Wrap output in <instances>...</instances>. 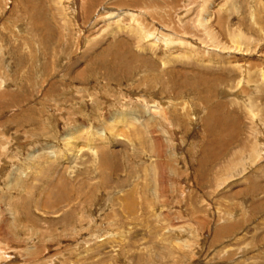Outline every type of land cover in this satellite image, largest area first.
Wrapping results in <instances>:
<instances>
[{"label": "rangeland", "instance_id": "1", "mask_svg": "<svg viewBox=\"0 0 264 264\" xmlns=\"http://www.w3.org/2000/svg\"><path fill=\"white\" fill-rule=\"evenodd\" d=\"M0 264H264V0H0Z\"/></svg>", "mask_w": 264, "mask_h": 264}, {"label": "bare ground", "instance_id": "2", "mask_svg": "<svg viewBox=\"0 0 264 264\" xmlns=\"http://www.w3.org/2000/svg\"><path fill=\"white\" fill-rule=\"evenodd\" d=\"M157 15V17L159 18V19H161L162 18V15H160V14H156ZM201 25H204V20H202V22L200 23ZM140 30H141V32L142 33H144V34H146V37H148V36H153V35H155V33H159V35H161L162 37H165V38H169V35L168 34H166V32H164V31H162V33L160 32V30H156L155 32L153 31L152 33H145L144 32V30L142 29V28H140ZM136 35H138V36H136V37H138V38H141V36L138 34V32H137V34ZM231 38H232V43H240L239 42V37H237V36H234V35H231ZM153 44V43H152ZM116 63V62H115ZM261 76H263L262 74H261ZM156 85V84H155ZM155 85H152V84H149V87H150V89H151V87H153V86H155ZM140 86V85H139ZM140 88V87H139ZM148 89V88H147ZM154 90V88L152 89V92H154L153 91ZM183 105H185V104H183ZM187 105V104H186ZM185 105V106H186ZM184 108V107H183ZM257 110H260L259 108H254L253 109V113H256L257 114ZM187 111V110H186ZM217 111V110H216ZM216 111L213 113V117H216L217 116V118H223L222 117V115L220 116L219 114H216ZM188 112V111H187ZM249 112H250V110H249ZM161 114L162 115V113H164V114H166V109H158V111L157 112H155V114L153 113V116L154 115H156V114ZM259 113V112H258ZM150 114H151V112H150ZM256 114H254V115H256ZM129 115H130V113L129 112H126V113H117L116 114V116L114 117V115H113V118H115V119H109V121H110V124L108 125L109 126V128H110V130L111 129H114V125H113V123L112 122H114V120H117L118 122L119 121H121V122H124L125 124H123V125H127V124H135L136 126H138V125H140L141 127H144V128H153L154 126H156V124L154 123V121H153V123H152V120L149 118V120L148 119H146V118H142V115H140L139 114V112L138 113H136V112H132L131 113V115H130V118H129ZM250 115H251V112H250ZM165 116V115H164ZM229 116H231V113H230V115L228 114V115H226L225 116V118H228ZM155 117V116H154ZM153 117V118H154ZM160 117H162V116H160ZM152 118V119H153ZM130 119H132V121L130 120ZM155 119V118H154ZM166 119H168V118H166ZM171 119V118H170ZM113 120V121H112ZM131 122H133V123H131ZM127 123V124H126ZM173 123V122H172ZM210 123V122H209ZM208 123V124H209ZM235 122L233 121V119L231 118V123H230V125H232V124H234ZM115 124V123H114ZM118 125V124H117ZM174 125V124H173ZM114 126V127H113ZM117 128V127H116ZM166 131V130H165ZM98 132H100V133H98L99 134V137L101 138V137H104L105 135H104V133H103V131H98ZM164 133V132H163ZM67 135H69L70 134V132L68 131L67 133H66ZM165 134V133H164ZM163 134V136H164V138L170 143V144H172V139H170L169 138V136H167V135H164ZM71 135V134H70ZM69 135V136H70ZM94 135H95V133H94ZM172 135H174V134H172ZM76 138V137H75ZM91 139H93V141L96 139V137L95 138H90V141H91ZM153 139V138H152ZM164 139H162V138H160L159 136L157 137H155L154 138V142L156 143V145H157V151H156V157H163L164 156V151H163V143H164V141H163ZM73 146H74V144H73ZM260 148V147H259ZM103 152V151H102ZM262 152V151H261ZM103 157L106 155V153H104L103 152ZM173 155V154H172ZM174 156H176L175 154H174ZM161 161V160H160ZM160 161H156L157 163H156V165L158 164V167L161 169H163L164 170V168L162 167V162H160ZM161 163V164H160ZM177 164V163H176ZM175 167V166H174ZM154 168H155V166H154ZM159 169V171H161ZM229 170H230V167H229ZM233 170V169H232ZM165 172V171H164ZM229 172V171H228ZM178 174H179V172H178ZM12 177V176H11ZM10 177V178H11ZM13 180L14 179H11L10 180V184H12V182H13ZM160 182V183H159ZM164 182H165V180H163L161 177L159 178L158 177V184H159V190H160V188L163 190V187H164ZM59 185V184H58ZM61 193V192H60ZM164 195V194H163ZM52 198H54V197H52ZM59 198V197H58ZM60 203V202H59ZM49 204V202H47L46 203V201L43 203V206L42 207H45V208H47V206H49L48 205ZM36 205H37V207H39V204H38V202H36ZM41 206V205H40ZM51 206H52V204H51ZM52 207H55V205L54 206H52ZM44 209V208H43ZM173 224V223H172ZM228 227V224L227 225H225V226H222L220 229H225V228H227ZM229 228H231V226L230 227H228V229Z\"/></svg>", "mask_w": 264, "mask_h": 264}]
</instances>
